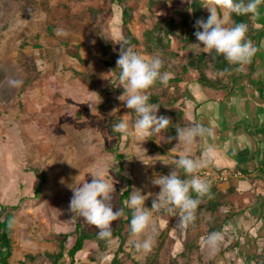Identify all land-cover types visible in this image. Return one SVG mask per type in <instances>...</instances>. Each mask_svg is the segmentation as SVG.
<instances>
[{
    "label": "rangeland",
    "instance_id": "rangeland-1",
    "mask_svg": "<svg viewBox=\"0 0 264 264\" xmlns=\"http://www.w3.org/2000/svg\"><path fill=\"white\" fill-rule=\"evenodd\" d=\"M125 2L130 8V30L139 41L136 51L158 54L163 60L161 72L170 73V79L180 73L188 56L205 54L206 62L213 59L214 53H204L195 45L199 41L194 33L202 29L194 25L203 17L193 16L192 0ZM202 9L210 15L207 8ZM117 12L110 0H0V211L1 207L17 206L13 212L10 264H20L25 255L55 253L58 240L64 238L66 248H70L76 222L89 232L99 231L69 209L73 192L67 185L75 183V178L91 182V175L100 171L114 185L111 203L113 210L119 211L120 197L126 204L133 191L147 195L141 182L145 181L148 165L141 160L160 161L173 144L167 129L145 137L154 147L147 142L141 145L137 136L125 135L120 140L110 132L108 125L130 111L119 100L123 93L103 92L116 84L114 71L109 72L122 41ZM169 20L174 22L169 43L159 35L163 40L156 44L149 32L156 34L157 27L161 29ZM58 28L67 34L58 36ZM75 51L80 53L81 61L72 57ZM10 78L23 80V85L10 87ZM147 94L157 97L158 116L176 119L179 109L174 108L173 100L181 90L174 83L157 82ZM117 154L124 156L123 173L131 179L129 193L124 196L126 184L116 174ZM173 157L168 156L169 160ZM98 164L102 165L99 169ZM41 174L46 183L36 196ZM62 178L64 183L60 182ZM153 188L159 193L160 188ZM154 199L156 196L148 197L145 207L151 209ZM178 212H168L164 207L153 210L152 224L139 237L152 236V250L136 251L130 237L124 253L118 254L119 264H148L158 247L156 264H229L220 244L215 251L204 244L211 233L209 228L219 227L215 219L204 221L197 216L191 231L189 224L178 230ZM121 219L122 215L112 222V229ZM118 245L117 239L103 248L87 242L82 258L92 253L96 264H109ZM262 250L258 256L261 261ZM80 256L76 255L77 261L82 259ZM45 263L43 257L34 262Z\"/></svg>",
    "mask_w": 264,
    "mask_h": 264
},
{
    "label": "crops",
    "instance_id": "crops-1",
    "mask_svg": "<svg viewBox=\"0 0 264 264\" xmlns=\"http://www.w3.org/2000/svg\"><path fill=\"white\" fill-rule=\"evenodd\" d=\"M115 18H119L118 12ZM247 29L246 38L257 48L250 63L233 65L213 51V59H205L201 73L194 66L189 69V79L186 75L183 82L174 83L181 90L174 105L179 112L176 119L170 117L166 130L173 144L160 161L153 160L147 166V176L141 182L144 193L155 197L158 192L153 187L159 186L151 183L154 175L170 174L181 155L204 159L206 164L200 169L203 171L241 172L240 178L215 187L218 199L212 195L201 203L224 205L214 211L202 208L194 214L204 221L215 219L219 227L209 230L222 233L220 245L229 264H264V259H258L264 249V0H260L256 13H251ZM74 53L80 56L78 51ZM220 61H225L227 68H216ZM194 124L212 127L214 135L198 138L192 145L178 143L176 129ZM137 138L141 145H149L147 139ZM171 154L173 160L168 158ZM180 176H185L182 170ZM194 221L189 224V231ZM80 253L82 258L84 252Z\"/></svg>",
    "mask_w": 264,
    "mask_h": 264
},
{
    "label": "clouds",
    "instance_id": "clouds-1",
    "mask_svg": "<svg viewBox=\"0 0 264 264\" xmlns=\"http://www.w3.org/2000/svg\"><path fill=\"white\" fill-rule=\"evenodd\" d=\"M260 0H208L203 7L207 8L210 15L206 20L196 21L194 27L197 30L194 35L199 41L195 44L202 48L204 53L215 51L217 55L233 65H246L250 63L257 52V48L246 38L247 25L244 23L233 24L232 14L246 15L256 13ZM56 34L66 35L63 28H58ZM163 60L158 54H142L134 51L131 46L121 42V50L116 61L118 70V81L123 87V94L119 100L130 111L120 117L115 124V130L122 135L137 136L141 138L150 137L153 134L166 130L171 122L169 117L157 115L159 108L150 103L147 90L157 82L166 85L171 78L168 72H161ZM111 70L109 73H112ZM10 87L19 88L23 80L10 78ZM115 111V110H114ZM134 115V119H129ZM214 129L203 124H194L189 127L177 128L175 139L180 144L192 145L198 138L205 136L212 137ZM212 149L209 148L208 152ZM207 155V153H206ZM141 160V159H140ZM145 165H149L141 160ZM152 164V163H151ZM175 170L168 175L155 174L151 183L159 186L160 191L152 202L151 209L145 207V200L151 193L144 195L140 190L129 194L126 201L128 208L133 210L130 221V243L138 252L148 253L152 250L154 239L145 234L152 224V211L164 207L168 212L179 210L178 230H184L188 224L195 219V211L201 203L200 197L209 194L210 182L198 175L206 161L204 159L192 158L188 155H181L174 161ZM102 165H97L99 169ZM183 171L187 178L182 179L180 171ZM91 182H78L67 185L73 192L69 203L72 213L78 214L87 223L99 229L97 236L100 239L111 241L112 222L123 214V209L113 210L112 193L114 185L110 183L100 171L91 175ZM78 177V176H77ZM64 183L63 178L60 181ZM195 193V197L192 195ZM223 240L221 232H211L204 240L207 248L215 251Z\"/></svg>",
    "mask_w": 264,
    "mask_h": 264
},
{
    "label": "trees",
    "instance_id": "trees-1",
    "mask_svg": "<svg viewBox=\"0 0 264 264\" xmlns=\"http://www.w3.org/2000/svg\"><path fill=\"white\" fill-rule=\"evenodd\" d=\"M112 4H115L119 10V19L121 21L120 28L122 30V41L125 42L126 46H131L134 51L137 50V47L139 45V41L133 36L131 30H130V23H131V15L129 14V7L126 6V0H110ZM207 0H192L191 3V10L193 16H201L204 20L208 18V15L204 13L202 6L203 3ZM125 4V5H124ZM250 16L251 13L246 15H236L232 14L231 21L233 24H239L244 23L247 26L250 22ZM161 24V23H160ZM157 35L154 31L149 32L150 37L155 40V43H160L163 38L159 37V35H163V37L167 40L166 43H169V39L172 37L174 32V22L173 20L167 21L164 26L160 29L157 27ZM187 37V36H186ZM185 37V38H186ZM252 39V38H251ZM121 50V44L117 48V53L114 54V57L112 58V62L110 63L112 69L114 70L116 68V59H118L119 52ZM73 57L76 58L78 61H81L80 56L78 53H74ZM205 61V55L201 54L198 57H188L187 62L181 67L180 73L174 78V80L170 79L169 82L171 83H181L185 80L186 75L189 73V69L194 68L196 66V69L199 73H201L203 68V63ZM220 67L216 65V68H227V64L225 61H220ZM115 73V85H112L111 88H106L103 90V92H111L115 95L123 93L124 89L122 86H120L118 81V70H114ZM150 103L157 104V97L150 96ZM173 102H176L173 100ZM119 121V118L116 119L114 122H111L108 127L110 129V132L112 135H115L118 139H122L125 135H122L121 133L117 132L115 128V124ZM150 139V138H149ZM152 139V138H151ZM149 145L151 147H154V143L152 141L149 142ZM116 160L118 162V169H117V177L124 181L126 184V189L122 192L123 196L128 195L130 187H131V179L128 178V176L124 175V156L122 154L116 155ZM39 178V184L35 188V195H39L41 188L46 183V178L44 174H41L38 176ZM187 178V177H186ZM219 192L216 190L215 187L210 188L209 194L205 195L204 197H200L201 203H204L203 200H206L209 196L214 195L216 199H218ZM192 195L195 197V193H192ZM121 198V205L123 209L122 219L120 221V224L118 227L112 229V238L117 239L119 242L118 250L114 255V258L112 262L109 264H119L118 262V254L124 253V246L127 243V240L131 237L130 236V221L133 215V210L128 208L126 204L123 203V197ZM199 204L197 211L204 208L210 211H214L216 207H220L224 205L225 203H219V202H205V204ZM210 203V204H209ZM17 209V206H11V207H1L0 211V264H10V259L13 255V241H12V234H13V228H14V215L13 212ZM198 214V213H197ZM73 236V243L70 248H66L65 245V238L63 240H58V251L55 253H48L44 252L41 255H25V260L23 262H20V264H27L25 261H28V264H34L37 257H43L46 259L45 264H82L83 262L86 263H93L96 264L94 258H92V253H89L86 257L82 258L80 261H77L76 255L81 254L80 252L84 250L85 244L87 242L95 243L99 248H103L108 241L100 239L97 236V232L93 231H87L79 222H76L75 228L73 233L71 234ZM160 248L158 247L156 249V252L153 254L151 260L148 264H156V260L158 258ZM85 260V261H84Z\"/></svg>",
    "mask_w": 264,
    "mask_h": 264
},
{
    "label": "built area",
    "instance_id": "built-area-1",
    "mask_svg": "<svg viewBox=\"0 0 264 264\" xmlns=\"http://www.w3.org/2000/svg\"><path fill=\"white\" fill-rule=\"evenodd\" d=\"M197 174L207 179L210 182L211 187L225 184L231 179L240 178L242 176L241 172L229 169H223L212 173L209 171L199 170Z\"/></svg>",
    "mask_w": 264,
    "mask_h": 264
}]
</instances>
